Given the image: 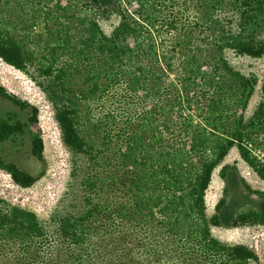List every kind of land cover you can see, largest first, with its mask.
Instances as JSON below:
<instances>
[{
    "label": "trees",
    "instance_id": "16d2710c",
    "mask_svg": "<svg viewBox=\"0 0 264 264\" xmlns=\"http://www.w3.org/2000/svg\"><path fill=\"white\" fill-rule=\"evenodd\" d=\"M112 12L120 22L109 35L100 17ZM186 14L195 18L176 42L157 40V23L176 34ZM262 17L264 0H0V58L45 90L64 143L86 162L71 185L83 209L55 217L70 247L64 263L261 264L248 246L213 235L226 200L209 217L206 196L235 147L264 180V80L247 117L259 79L224 53L262 56ZM0 95L38 122V108L1 85ZM27 125L0 118V141ZM31 152L35 173L0 155V169L25 188L45 174L42 136H31ZM235 168L224 165L221 178ZM260 218L242 212L230 226ZM58 242L36 212L0 197V251L19 246L18 264H59L51 253Z\"/></svg>",
    "mask_w": 264,
    "mask_h": 264
},
{
    "label": "rangeland",
    "instance_id": "374dc122",
    "mask_svg": "<svg viewBox=\"0 0 264 264\" xmlns=\"http://www.w3.org/2000/svg\"><path fill=\"white\" fill-rule=\"evenodd\" d=\"M187 18L193 20L195 16L186 14L183 21L178 24L179 32L176 34L168 32L166 28L157 23V28H160L159 31H155L157 40H163L169 46L176 42L178 34L184 30L183 25ZM262 19L264 22V17ZM119 22L120 17L115 12L100 17V24L104 32L109 35ZM185 28L190 31V26L187 24ZM194 36L198 42L204 34L202 35L197 30ZM160 50L162 52V48ZM224 53L235 69L245 75H255L259 79L246 110V116L250 117L263 99L261 86L264 80V54L252 57L238 54L232 49H227ZM0 85L4 86L9 93L28 101L39 110L38 122L32 124L29 121L32 114L31 109L24 110L0 95V118H13L14 120L20 118L21 121L28 123L23 133L7 141H0V155L6 161L16 163L21 169L35 173L40 168V162L31 152V136L38 134L45 142V174L34 185L25 188L16 184L6 170L0 169V197L8 203L36 212L49 237L56 242L59 240V244L51 250V253L60 260L57 261L59 264H66L64 263L65 255L68 254L70 247L59 236L55 217L74 209L78 211L83 209V203L80 204V187L75 185V188H72L71 185L73 169L76 167L84 169L85 159L64 143L55 117V106L45 90L29 75L9 65L2 58H0ZM259 153L263 156L262 152ZM224 165L236 166L230 171L227 180H223L220 176ZM246 184L253 190L263 192V195L251 193L246 189ZM206 197L209 217L216 213L218 202L221 199L226 200V204L219 213L223 225L213 226V235L227 244L248 246L257 253L260 263L264 264V180L241 158L236 147L230 151L223 164L215 170ZM242 212L260 214V223L231 227L230 224L234 217ZM6 246L3 251H0V264H18V257L14 251H17L19 246ZM57 251H61L63 256H60Z\"/></svg>",
    "mask_w": 264,
    "mask_h": 264
},
{
    "label": "bare ground",
    "instance_id": "6f19581e",
    "mask_svg": "<svg viewBox=\"0 0 264 264\" xmlns=\"http://www.w3.org/2000/svg\"><path fill=\"white\" fill-rule=\"evenodd\" d=\"M114 2V1H113Z\"/></svg>",
    "mask_w": 264,
    "mask_h": 264
}]
</instances>
